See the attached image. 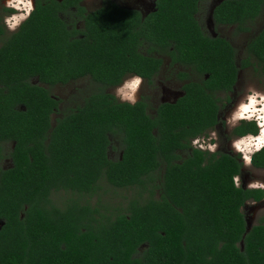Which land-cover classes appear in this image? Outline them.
<instances>
[{
    "label": "trees",
    "instance_id": "1",
    "mask_svg": "<svg viewBox=\"0 0 264 264\" xmlns=\"http://www.w3.org/2000/svg\"><path fill=\"white\" fill-rule=\"evenodd\" d=\"M79 1L34 0L36 11L16 32L3 25L11 10L0 6V264H264V216L245 230L240 209L262 192L233 187L235 155L190 145L217 121L215 91L229 90L239 68L252 66L264 83V23L236 60L227 39L201 30L199 0H153L143 16L110 0L86 11ZM263 7L220 0L211 17L247 30ZM162 51L198 75L174 101L149 114L142 100L132 107L107 91L128 72L148 78ZM81 76L95 90L51 123L59 100L42 84ZM249 131L255 126L231 133ZM112 137L115 158L107 155ZM253 166L264 167V152ZM101 176L146 196L114 214L50 198L59 189L91 194Z\"/></svg>",
    "mask_w": 264,
    "mask_h": 264
},
{
    "label": "rangeland",
    "instance_id": "2",
    "mask_svg": "<svg viewBox=\"0 0 264 264\" xmlns=\"http://www.w3.org/2000/svg\"><path fill=\"white\" fill-rule=\"evenodd\" d=\"M111 1V0H110ZM102 3V0H82L80 4L84 7L86 11L91 10ZM200 11L198 18L203 26L205 33H210L213 25L208 22V16L205 15L207 3L200 4ZM0 6H3V0H0ZM202 7V8H201ZM9 13H4L8 15ZM63 18L68 19L67 15L62 14ZM208 19V20H207ZM207 21V26L205 22ZM264 23V7L261 9L260 13L254 17L252 20L245 21L244 25L247 26V30H237L234 25H225L218 26L212 29L213 32L219 33L222 36H225L232 44L235 51V59L238 60L240 57L244 56V44L248 38L254 35L259 28ZM76 25L80 27L81 22L77 21ZM143 51V48H141ZM186 67V66H185ZM185 67L180 65H168L166 62H163L158 73L154 77L153 83L150 86L143 87L145 95H147V101L149 102V107L152 108V104L160 100L161 96L165 98H171L173 95L172 92H178L182 79L177 78V71H182ZM188 78L197 79L198 75H192ZM254 85L257 89L264 91L263 76L252 66H246L244 68H239L237 72V81L234 85V96L235 99L233 103L230 104V107H224L220 110V115L224 116L231 107H234L236 100L239 96L243 95L246 91L248 85ZM48 92L57 97L59 102L57 110L50 114V121L53 122V118L58 116L60 112L68 108H73L75 105L81 103L82 98L88 94L90 91L95 90L96 84L88 77L81 76L72 80L67 81L63 84H53L46 85L42 84ZM116 87L107 88L108 92L114 94ZM175 93V94H176ZM232 92H230L231 95ZM216 95L221 97L224 95L222 92H216ZM220 100V99H219ZM111 142L107 149V155L109 158H115L119 153V144L116 138H110ZM221 142L224 143L225 140L221 139ZM3 152L5 151L8 143H2ZM180 156L184 155V152H179ZM3 166L8 164L7 158L1 160ZM242 174L246 175V178L249 180H264V169H243ZM96 188L91 194L86 193H76L69 190H56L50 193V198L53 203L61 205L63 202H66L70 199H75L80 202H88L91 205H94L98 208L100 213L104 214H114L118 211H124L128 199L132 197L139 196L143 199L146 196V190H140L136 186H126V187H115L107 183L101 176L97 181ZM241 211L244 213L246 223L248 225L254 223L257 220V217L260 214L264 213V200L260 201H245L241 207Z\"/></svg>",
    "mask_w": 264,
    "mask_h": 264
},
{
    "label": "clouds",
    "instance_id": "3",
    "mask_svg": "<svg viewBox=\"0 0 264 264\" xmlns=\"http://www.w3.org/2000/svg\"><path fill=\"white\" fill-rule=\"evenodd\" d=\"M3 6L11 10L10 14L2 18L9 32L18 31L36 11L34 0H3ZM143 84V76L132 75L115 88L114 95L120 103L135 107ZM242 124L254 125L256 131L233 138L228 144V150L239 158L243 169H252L254 158L264 152V91L251 84L236 100L234 107L224 115L222 126L231 131L240 128ZM191 146L194 150L215 156L221 149L220 134L213 130L206 137L197 136L191 141ZM232 182L237 190L244 183L240 175H234ZM246 187L248 191L264 192V180H249Z\"/></svg>",
    "mask_w": 264,
    "mask_h": 264
},
{
    "label": "flooded vegetation",
    "instance_id": "4",
    "mask_svg": "<svg viewBox=\"0 0 264 264\" xmlns=\"http://www.w3.org/2000/svg\"><path fill=\"white\" fill-rule=\"evenodd\" d=\"M82 0H80L79 1V4H80V2H81ZM113 3H115L116 5H118V6H120V7H125V8H131V9H135V10H137L138 12H139V14L141 15V16H143L144 14H146L147 12H149L150 10H152L153 9V0H111ZM220 0H199L198 2H197V10L195 11V13H194V17H195V19L197 20V22H198V24L200 25V28H201V30L204 32V30L202 29L203 28V26H202V24H201V22H200V20H199V18H198V14H199V11H200V4L201 3H207V7H206V13H205V15L206 16H208V22H210L212 25H213V27H212V29H214L215 27H218V26H225V25H234L235 26V24H227V23H223V22H215L213 19H212V17H211V10H212V8H213V6L215 5V4H217L218 2H219ZM202 8V7H201ZM262 9V8H261ZM261 11V10H260ZM260 13V12H259ZM258 13V14H259ZM257 14V15H258ZM256 15V16H257ZM255 16V17H256ZM207 21L205 22V25L207 26ZM212 29H210V33H206V34H208V35H210V36H215V35H218V36H222L221 34H219V33H216V32H213L212 31ZM205 33V32H204ZM222 37H224L225 39H227L225 36H222ZM227 41L231 44V42L227 39ZM232 45V44H231ZM142 48V47H141ZM143 49H144V47H143ZM142 52H144V51H142ZM155 56H158L159 58H160V63H159V65H158V68L147 78V77H145V76H143V78H144V84H143V87H147V86H150L152 83H153V80H154V77L156 76V74L158 73V71H159V69L161 68V66H162V64H163V62H166L168 65H180V66H183V67H185V69L184 70H182V71H177V73H176V75H177V78H179V79H182L183 81H182V83L180 84V88H179V91L176 93V92H172V94L171 95H173L171 98H165L164 96H161L160 97V100H158L157 102H155L154 104H152V108L151 107H149V102L147 101V95H145L144 94V92H142L143 91V87H141V90H140V93H139V96H138V101L139 100H142L143 102H144V108H145V111L147 112V113H149V114H152L153 112H154V109H155V107L157 106V104L158 103H160V102H171V101H174L175 99H176V97L177 96H179L181 93H182V91H181V86H182V84L184 83V82H186V81H188V80H196V79H194V78H188V77H190L191 76V74L192 75H197V73H196V71L190 66V65H188V64H183V63H179V62H177V61H173V62H170V58L166 55V53L165 52H159V53H157V54H155ZM237 72H238V70H237ZM132 75H140V74H137V73H134V72H128V73H126V74H124L122 77H121V79H120V81L118 82V83H116V84H114L113 86H110V88H113V87H117V86H119L125 79H127V78H129L130 76H132ZM140 76H142V75H140ZM204 76H206V74H204ZM236 81H237V73H236V77H235V80H234V82L232 83V85H231V88L229 89V90H227V91H225V92H223V91H221V90H216L215 91V95H216V92H222V93H224V95L222 96V98L221 97H219L218 96V98L220 99V100H218L217 101V104H218V110H217V114H216V119H217V121L213 124V126L212 127H210V128H208L207 130H205L203 133H201V134H199V135H195V136H193L191 139H190V145H191V141L193 140V138H195V137H197V136H208L210 133H211V131H213V130H216V131H218L219 132V134H220V138L221 139H223V140H225L224 141V143H222L221 142V149L219 150V151H223V152H226V153H229V154H232V155H234L233 153H231L229 150H228V144H229V142L233 139V138H235L236 136H239V135H243V134H233V133H231V131H229V130H227L226 128H224L222 125H223V117L224 116H222V115H220V110H221V108L223 109L224 107H226V105L228 104V103H233V101H234V99H235V96H234V85H235V83H236ZM230 92H232V94L231 95H228V94H230ZM176 93V94H175ZM113 94V93H112ZM113 96L115 97V95L113 94ZM217 96V95H216ZM116 98V97H115ZM117 99V98H116ZM118 100V99H117ZM227 107H230V104H228V106ZM247 133V132H246ZM245 134V133H244ZM222 141V140H221ZM237 157V156H236ZM237 159L239 160V158L237 157ZM240 161V160H239ZM253 168H256V169H264V167H255V166H253ZM235 175H240L241 177H242V180H243V184H242V186L241 187H245V188H247L246 187V184H247V182L250 180H248L247 178H246V175H243L242 174V165L240 164V168H239V171H238V173L237 174H235ZM248 200H251V201H260V200H264V192H262V195H261V197H260V199H258V200H253V199H251V198H248V199H246L245 201H248ZM244 201V202H245ZM244 202H243V204H244ZM242 204V205H243ZM242 205L240 206V209H241V207H242ZM243 213V212H242ZM243 216H244V213H243ZM260 216H264V213L263 214H260L258 217H257V219L260 217ZM244 219H245V216H244ZM245 221H246V219H245ZM257 221V220H256ZM255 221V222H256ZM254 222V223H255ZM263 222H264V219H263ZM253 224V223H252ZM251 225V224H250Z\"/></svg>",
    "mask_w": 264,
    "mask_h": 264
},
{
    "label": "water",
    "instance_id": "5",
    "mask_svg": "<svg viewBox=\"0 0 264 264\" xmlns=\"http://www.w3.org/2000/svg\"><path fill=\"white\" fill-rule=\"evenodd\" d=\"M249 227V225L247 223H245V230H247Z\"/></svg>",
    "mask_w": 264,
    "mask_h": 264
}]
</instances>
